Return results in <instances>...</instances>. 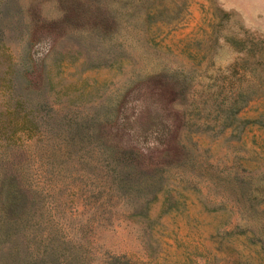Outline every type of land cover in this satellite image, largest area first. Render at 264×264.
<instances>
[{
    "label": "rangeland",
    "instance_id": "374dc122",
    "mask_svg": "<svg viewBox=\"0 0 264 264\" xmlns=\"http://www.w3.org/2000/svg\"><path fill=\"white\" fill-rule=\"evenodd\" d=\"M0 264H264V0H0Z\"/></svg>",
    "mask_w": 264,
    "mask_h": 264
},
{
    "label": "trees",
    "instance_id": "16d2710c",
    "mask_svg": "<svg viewBox=\"0 0 264 264\" xmlns=\"http://www.w3.org/2000/svg\"><path fill=\"white\" fill-rule=\"evenodd\" d=\"M26 71H28V70H25L24 72H26ZM11 193H13V192L11 191Z\"/></svg>",
    "mask_w": 264,
    "mask_h": 264
}]
</instances>
